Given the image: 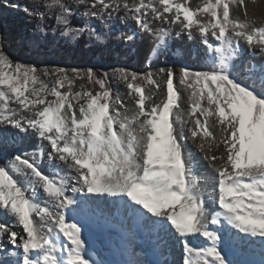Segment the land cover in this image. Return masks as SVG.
<instances>
[{"label": "snow or ice", "instance_id": "6c2138e0", "mask_svg": "<svg viewBox=\"0 0 264 264\" xmlns=\"http://www.w3.org/2000/svg\"><path fill=\"white\" fill-rule=\"evenodd\" d=\"M4 10L37 52L87 37L146 55L40 68L0 31V264H264V21L245 0Z\"/></svg>", "mask_w": 264, "mask_h": 264}, {"label": "rangeland", "instance_id": "374dc122", "mask_svg": "<svg viewBox=\"0 0 264 264\" xmlns=\"http://www.w3.org/2000/svg\"><path fill=\"white\" fill-rule=\"evenodd\" d=\"M13 2L23 6L28 4L29 0H13ZM115 23L117 27H123L119 20ZM30 27L31 25L23 13L4 10L3 16L0 17V31L8 41L5 44V50L13 60L26 64L36 63L40 68L92 67L101 71H110L113 67H129L132 70L144 67L143 61L146 55L144 46H138L135 50L129 51L114 39H109L105 44H98L87 37H81L70 43L63 39L49 38L48 43L37 52L26 44L30 38ZM115 87L121 93L125 91L122 85H115Z\"/></svg>", "mask_w": 264, "mask_h": 264}, {"label": "bare ground", "instance_id": "6f19581e", "mask_svg": "<svg viewBox=\"0 0 264 264\" xmlns=\"http://www.w3.org/2000/svg\"><path fill=\"white\" fill-rule=\"evenodd\" d=\"M245 4L247 5L248 8V14L250 18H253L255 20H257V22L259 23L260 21H264V0H245ZM146 47H143V49H145ZM255 59H259V57H256ZM35 142V141H33ZM189 147L191 148V143H189ZM193 151L195 152V155L198 159L201 158L202 154L199 153L198 151H195V149H193ZM201 163H204L201 160ZM175 258H179V253L176 252L174 253ZM237 258H241V257H237ZM246 258L248 259H255V260H259V254H255V255H249Z\"/></svg>", "mask_w": 264, "mask_h": 264}, {"label": "trees", "instance_id": "16d2710c", "mask_svg": "<svg viewBox=\"0 0 264 264\" xmlns=\"http://www.w3.org/2000/svg\"><path fill=\"white\" fill-rule=\"evenodd\" d=\"M84 46V45H83Z\"/></svg>", "mask_w": 264, "mask_h": 264}]
</instances>
